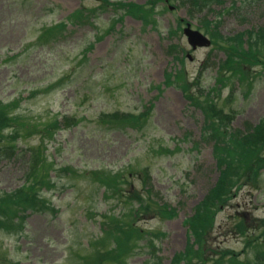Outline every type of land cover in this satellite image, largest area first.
<instances>
[{"label": "rangeland", "instance_id": "rangeland-1", "mask_svg": "<svg viewBox=\"0 0 264 264\" xmlns=\"http://www.w3.org/2000/svg\"><path fill=\"white\" fill-rule=\"evenodd\" d=\"M108 1L0 0V105L22 100L20 120L12 123L15 130L4 129V135L30 133L16 142L18 155L6 156L0 163V191L23 186L29 151L34 155L45 136L41 131L55 119L61 123L55 138L45 139L56 186L41 192L47 203L29 212L23 231L0 229V264L6 263L2 259L16 264H80L95 249L88 242L107 232H101L108 222L105 215H122L128 207L139 206L138 201L126 203L125 196L144 190L139 173L146 169L151 173L152 196L174 208L176 216L142 214L137 225L146 232L143 238L137 237L139 247L126 257L125 264H145L155 256L160 264H173L175 255L188 247L184 220L218 178L214 144L202 141V111L190 104L177 84L166 83L167 73L185 67L190 81L201 73L199 82L205 89L215 85L219 63L226 58L224 51L212 47L194 52L181 29L173 32L178 19H183L182 29L186 23L199 29L204 11L196 12L185 0L167 4L164 0ZM243 1L222 0L216 4L217 11L235 2L239 7ZM125 4L151 5L157 19L143 22L126 12ZM208 12L211 19L218 17ZM259 25H264V0L223 11L220 31L234 36ZM174 44L184 51L183 65V60L170 53ZM188 53L193 61L187 59ZM231 91L234 98L228 103ZM218 104L226 111L234 109L236 130H245L248 123L259 124L264 119V67L254 66L243 83L238 73L232 82L229 79ZM147 111L141 131L107 129L98 123L102 113ZM6 117L15 118L11 111ZM195 141L199 150L190 149ZM174 148L179 150L165 151ZM106 170L124 172L127 182L121 185L120 197L107 198L112 192L94 180L93 172ZM261 174L260 187L245 183L216 212L213 227L199 243L200 254L191 264H217L216 254L223 249L240 253L236 264H264V170ZM241 218L251 226L247 237L259 238L257 259L254 249L245 251V238L234 227ZM155 230L163 233L156 241L151 234Z\"/></svg>", "mask_w": 264, "mask_h": 264}, {"label": "trees", "instance_id": "trees-1", "mask_svg": "<svg viewBox=\"0 0 264 264\" xmlns=\"http://www.w3.org/2000/svg\"><path fill=\"white\" fill-rule=\"evenodd\" d=\"M221 0H190L195 11L210 9L211 4L221 3ZM238 9L237 6H234ZM130 13L147 21L154 13L153 8H143L140 6H130ZM206 26H211L212 23L205 19ZM217 33V31H216ZM218 34V33H217ZM219 37H221L218 34ZM221 49L226 52L227 59L223 62L222 67L219 69L217 78V88L210 92H205L200 89L198 94L189 92L186 82L183 84V91L192 103L202 109L205 118V127L202 135L203 142H211L214 144V156L217 160V167L220 171V176L216 184L210 189L209 194L203 202H201L194 216L186 220L187 225L193 231L198 243H201L205 233L209 228L213 227L215 210L219 204H225L233 197V190L239 189L243 180L257 182L259 176V168L264 167V121L256 127H251L247 133L240 131L235 132L230 129V124L233 121V113L227 112L218 104V98L221 88L228 84L232 73L237 74L240 82L243 83L249 77L248 66L260 64L264 67V26L252 28L234 38L224 40L221 44ZM20 107L18 99L9 103V105H0V161L8 154L14 152L12 140H15L16 135L9 137L4 135L5 130H15L12 123L15 119L20 120L18 112ZM7 111H11L15 118H7ZM145 114L135 116L132 114L122 115H102L100 121L105 124L123 125L131 124L134 127L141 126V120L145 118ZM56 122V121H55ZM56 124H50L44 132L45 137H52ZM12 131V132H13ZM45 170V169H44ZM28 184L21 189L12 192L0 194V227H5L8 224L14 229L22 227L21 223L13 221V218L18 217L19 213L26 211L29 208H35L38 202L37 191L41 187H50L51 182L47 179L46 173H41L37 162L32 164L28 170ZM120 179V174L111 175L104 174L102 181L110 186L115 184ZM138 197H129V199H136L140 202V208L135 210L136 215L143 214L150 211L148 206L143 207V195L139 192ZM131 202V201H130ZM156 214L161 216L170 217L174 214V210L167 205H158L154 210ZM110 223L114 224L118 230H121L124 237L132 235L142 236L140 229L129 227L123 229L119 226L117 218H110ZM237 229L245 235V223L240 219L236 224ZM121 242V238H117ZM253 242L247 240L248 247ZM223 255H236L235 251H224ZM181 257H175V263L180 262Z\"/></svg>", "mask_w": 264, "mask_h": 264}, {"label": "water", "instance_id": "water-1", "mask_svg": "<svg viewBox=\"0 0 264 264\" xmlns=\"http://www.w3.org/2000/svg\"><path fill=\"white\" fill-rule=\"evenodd\" d=\"M184 33L188 37V41L194 49L197 47H208L211 44V42L199 31L192 30L190 25H188V27L184 30Z\"/></svg>", "mask_w": 264, "mask_h": 264}]
</instances>
